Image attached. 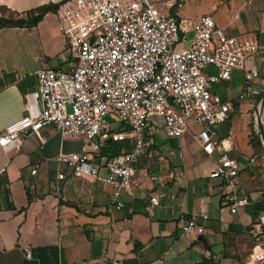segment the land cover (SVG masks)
Segmentation results:
<instances>
[{
  "label": "crops",
  "instance_id": "crops-1",
  "mask_svg": "<svg viewBox=\"0 0 264 264\" xmlns=\"http://www.w3.org/2000/svg\"><path fill=\"white\" fill-rule=\"evenodd\" d=\"M62 1L0 0V15L12 11L36 19L0 28V135L29 114L27 96L38 91L41 69L72 68L74 56L58 29L56 9ZM213 7L203 15L214 14L225 35L247 36L259 44L261 74L264 0H252L244 8ZM172 9L169 13L176 16ZM177 18L199 20L181 17L179 11ZM215 90L219 92L217 86ZM243 91L237 97L219 92L233 106L228 120L217 127L228 152L217 146L207 153L194 123L175 138L152 125L146 134L148 152L137 157L133 183L122 195L123 209L112 202L113 186L74 175L56 160L63 153L92 152L83 139L45 127L40 134H22L21 148L0 145V169L6 168L0 177V264H264L251 258L256 242L250 229L264 215V183L256 122L253 129L247 101L241 103L247 98L239 96ZM230 132L234 137L229 139ZM118 135L120 140L132 138L130 150H119L113 137L96 139L100 150L92 152L94 157L112 160L132 151V129ZM225 154L239 162L233 179L212 176ZM39 158L43 163L34 174ZM60 173L65 179L58 178ZM229 195L246 198L248 204L233 213ZM153 196L158 204L151 202ZM190 219L204 227L202 234L182 231Z\"/></svg>",
  "mask_w": 264,
  "mask_h": 264
},
{
  "label": "built area",
  "instance_id": "built-area-1",
  "mask_svg": "<svg viewBox=\"0 0 264 264\" xmlns=\"http://www.w3.org/2000/svg\"><path fill=\"white\" fill-rule=\"evenodd\" d=\"M175 6V0L166 9L153 0L59 3L58 29L74 56L72 68L45 67L38 72V91L27 96L29 114L0 135V145L21 148L22 134H40L43 128L53 127L64 136L83 139L95 153L100 144L93 141L104 142L111 136L106 119L116 115L134 133L132 151L108 160L84 150L63 153L56 160L74 175L113 186L112 202L118 209L125 208L122 195L133 183L137 157L148 152L151 142L146 134L152 125L175 138L185 135L194 123L200 129L197 140L207 153L212 154L217 146L228 152L225 140L220 143L217 127L228 120L233 106L215 87L232 80L239 71L247 82L239 96L258 95L260 90L249 83L260 76L256 60L262 49L247 36L225 35L212 13L195 22L179 20L169 13ZM185 42L188 46L179 49ZM232 137L230 132L228 138ZM42 163L39 158L34 174ZM5 172L1 168L0 177ZM238 173V160L225 154L212 176L233 179ZM58 178L65 179L64 173ZM227 199L233 204V213L248 204L246 198L235 195ZM151 202L158 204V197H151ZM181 229L204 232L195 219L186 221ZM250 233L256 242L251 258L264 262V215Z\"/></svg>",
  "mask_w": 264,
  "mask_h": 264
},
{
  "label": "rangeland",
  "instance_id": "rangeland-1",
  "mask_svg": "<svg viewBox=\"0 0 264 264\" xmlns=\"http://www.w3.org/2000/svg\"><path fill=\"white\" fill-rule=\"evenodd\" d=\"M153 1L158 2V6L160 8H164V9L169 8L168 2L170 0H153ZM175 1L177 3V6L173 7L172 9V13L174 15L178 16V11H179L181 17L188 18L190 20H197L209 10L214 11L215 10V8L213 7L214 4L218 9L220 7H223L224 5H229L230 7L232 6L233 8H237V7L244 8L252 0H175ZM179 3H181V5H179ZM250 7L252 8V5ZM186 46H188V42H185L182 45H180L179 49L185 48ZM249 84L254 88L260 90V93L258 95H252L251 97H248L247 99L241 101V103H245V101H247L249 107L248 112L252 117V123H253L252 125L254 129L255 122L257 119V109L261 102V98L264 95V61L260 76L254 78L253 81H250ZM246 85L247 82L244 79L243 73L237 71L235 72L232 80L226 81L225 83L223 82L222 84L217 85V87L220 93L229 96L235 95L237 97L238 92L243 91ZM106 122L109 123L112 128V133L110 137H113L114 134H121L123 131H127L129 133L131 130V128L124 121H122L119 117H117L114 114H110L107 117ZM255 132H256V128H255ZM257 137L260 142V146H258V149L262 155L260 161L261 165L259 167V173H260V177H262L263 179L262 182L264 183V163H263L264 155H263L261 141L259 139V136ZM116 140H118V142L117 141L116 142L118 143L119 150L128 151L131 148V143H133V140L130 137L128 138L126 137L125 139H121V140L120 139H116Z\"/></svg>",
  "mask_w": 264,
  "mask_h": 264
},
{
  "label": "trees",
  "instance_id": "trees-1",
  "mask_svg": "<svg viewBox=\"0 0 264 264\" xmlns=\"http://www.w3.org/2000/svg\"><path fill=\"white\" fill-rule=\"evenodd\" d=\"M9 13L8 9H4ZM4 11V12H5ZM32 22H36V19H24L22 17L18 16V13L10 11L9 15H0V28L3 27H11V26H23ZM255 141L257 146H260V142L258 140V137L255 135ZM118 148V147H117Z\"/></svg>",
  "mask_w": 264,
  "mask_h": 264
},
{
  "label": "water",
  "instance_id": "water-1",
  "mask_svg": "<svg viewBox=\"0 0 264 264\" xmlns=\"http://www.w3.org/2000/svg\"><path fill=\"white\" fill-rule=\"evenodd\" d=\"M263 101H264V95L261 98V102H263ZM256 132H257V135L259 136V139L261 141L262 149H263V155H264V119L262 117L256 119ZM263 159H264V156H263Z\"/></svg>",
  "mask_w": 264,
  "mask_h": 264
},
{
  "label": "bare ground",
  "instance_id": "bare-ground-1",
  "mask_svg": "<svg viewBox=\"0 0 264 264\" xmlns=\"http://www.w3.org/2000/svg\"><path fill=\"white\" fill-rule=\"evenodd\" d=\"M261 117L264 119V101L260 102L257 109V119Z\"/></svg>",
  "mask_w": 264,
  "mask_h": 264
}]
</instances>
